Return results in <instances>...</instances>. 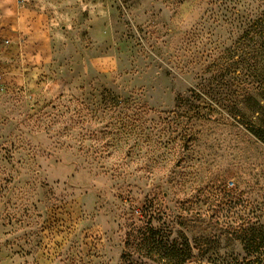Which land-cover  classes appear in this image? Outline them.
Here are the masks:
<instances>
[{"label":"rangeland","instance_id":"374dc122","mask_svg":"<svg viewBox=\"0 0 264 264\" xmlns=\"http://www.w3.org/2000/svg\"><path fill=\"white\" fill-rule=\"evenodd\" d=\"M263 123L264 0H0V264L244 261Z\"/></svg>","mask_w":264,"mask_h":264},{"label":"trees","instance_id":"16d2710c","mask_svg":"<svg viewBox=\"0 0 264 264\" xmlns=\"http://www.w3.org/2000/svg\"><path fill=\"white\" fill-rule=\"evenodd\" d=\"M248 130L257 141L264 145V123L249 126ZM231 233L240 240L247 258L241 262L222 264H264V226L249 231L240 227L232 230ZM137 251L157 264H184L192 258L191 247L186 237H177L170 242L163 234L153 230L140 237Z\"/></svg>","mask_w":264,"mask_h":264},{"label":"crops","instance_id":"0c3cea01","mask_svg":"<svg viewBox=\"0 0 264 264\" xmlns=\"http://www.w3.org/2000/svg\"><path fill=\"white\" fill-rule=\"evenodd\" d=\"M37 9H39L38 7H36ZM39 12H42L43 13V11H41V10H38V11H33V13H35V14H39ZM48 15H50V13H48V12H46Z\"/></svg>","mask_w":264,"mask_h":264}]
</instances>
